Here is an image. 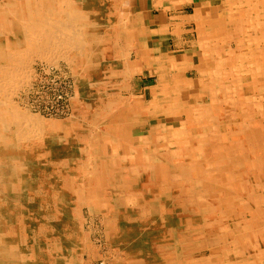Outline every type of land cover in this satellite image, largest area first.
Segmentation results:
<instances>
[{"label":"bare ground","instance_id":"6f19581e","mask_svg":"<svg viewBox=\"0 0 264 264\" xmlns=\"http://www.w3.org/2000/svg\"><path fill=\"white\" fill-rule=\"evenodd\" d=\"M129 1L0 0V264H264V0ZM144 2L213 42L196 79L125 62ZM38 60L67 124L14 101Z\"/></svg>","mask_w":264,"mask_h":264},{"label":"crops","instance_id":"0c3cea01","mask_svg":"<svg viewBox=\"0 0 264 264\" xmlns=\"http://www.w3.org/2000/svg\"><path fill=\"white\" fill-rule=\"evenodd\" d=\"M223 0H190L189 5L181 10L186 17L195 16L197 11L209 8L211 20L220 16V7ZM134 12L139 15L140 37L135 44L136 65H140L141 56H145L147 65H158L163 71L170 69V65H177L182 80L188 81L195 76L192 72L198 65H203L205 53L208 52L209 41L198 33L199 24L196 21L180 22L182 33L173 34L169 27L170 18L163 9H156L150 3L136 4ZM185 18V17H184ZM207 23V22H206ZM137 30V32H138ZM217 42L214 41V44ZM213 43L210 41V44ZM220 55H224L222 50ZM150 63V64H149ZM205 63V62H204ZM146 79V77H143Z\"/></svg>","mask_w":264,"mask_h":264},{"label":"rangeland","instance_id":"374dc122","mask_svg":"<svg viewBox=\"0 0 264 264\" xmlns=\"http://www.w3.org/2000/svg\"><path fill=\"white\" fill-rule=\"evenodd\" d=\"M125 1V0H121ZM132 1V3H131ZM130 4H133V0L129 1ZM128 6V7H129ZM134 6L132 5V9ZM123 44V42L121 43ZM123 47V46H122ZM133 47V55L128 56V58H125V62H133V65H135L136 62V54H135V45ZM228 49H231L230 46H227ZM130 62V63H131ZM41 65H47V66H41ZM51 64L42 63V61L38 60L33 65V72L34 70L37 72L38 76L34 82L35 86L34 89L31 88L32 85H29L27 87H24L20 93L19 96L14 98V101L21 107V109L24 111L32 110L34 114H40L43 116L45 121L53 122L56 125H64L67 124L68 118L70 116V103L73 98L76 96V92L74 90L75 85H73V80L70 78H65L62 76V73L60 70H58L56 73L54 68L52 69L50 66ZM59 66H61L64 70V72L68 73L66 75H70V71L65 68V65L61 63ZM66 69V70H65ZM171 70L167 69L163 72H169ZM158 78V77H157ZM156 79L153 77H149V79H141L139 80L138 87L144 88V86H148L151 84H156V82H153ZM34 81V79H33ZM146 86V87H147ZM204 87V86H202ZM143 94V90L140 92V95ZM68 101V102H67ZM198 108H196V111H207V106L204 104H200ZM181 120V119H179ZM87 214L84 216V221H86ZM93 224L89 221V228L90 231L92 230ZM101 231V229L99 228ZM203 258L205 256H208V252H204L201 255ZM196 256V257H199Z\"/></svg>","mask_w":264,"mask_h":264}]
</instances>
